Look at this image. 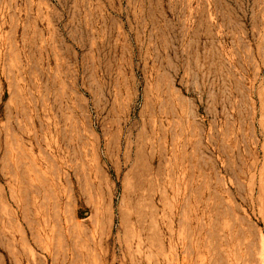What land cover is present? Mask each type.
<instances>
[{"label":"rangeland","instance_id":"374dc122","mask_svg":"<svg viewBox=\"0 0 264 264\" xmlns=\"http://www.w3.org/2000/svg\"><path fill=\"white\" fill-rule=\"evenodd\" d=\"M0 264H264V0H0Z\"/></svg>","mask_w":264,"mask_h":264}]
</instances>
